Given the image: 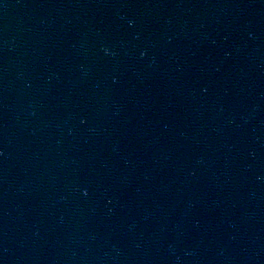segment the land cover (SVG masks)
Here are the masks:
<instances>
[{
	"label": "water",
	"instance_id": "obj_1",
	"mask_svg": "<svg viewBox=\"0 0 264 264\" xmlns=\"http://www.w3.org/2000/svg\"><path fill=\"white\" fill-rule=\"evenodd\" d=\"M0 264H264V0H0Z\"/></svg>",
	"mask_w": 264,
	"mask_h": 264
}]
</instances>
